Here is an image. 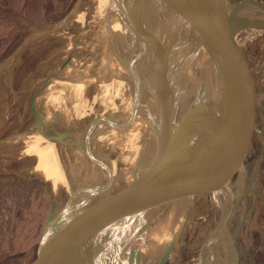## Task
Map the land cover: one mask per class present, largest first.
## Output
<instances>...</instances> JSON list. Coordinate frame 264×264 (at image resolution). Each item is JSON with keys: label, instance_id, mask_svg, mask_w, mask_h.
<instances>
[{"label": "water", "instance_id": "obj_1", "mask_svg": "<svg viewBox=\"0 0 264 264\" xmlns=\"http://www.w3.org/2000/svg\"><path fill=\"white\" fill-rule=\"evenodd\" d=\"M133 2L138 52L129 50L138 78L137 86L131 83L137 90L132 116L123 122L124 129L130 125L129 134L108 161L88 153L87 161L69 177L67 190L50 198L47 214L26 238L16 264H131L137 253L136 264H176L181 232L205 206L214 175L263 126L264 108L257 111L259 106H254L252 112L248 104L242 121H232L235 92L247 90V102L253 99V74L239 65L246 43L264 34L263 5L254 0H169L157 26L167 31L164 46L147 20L153 1H144L146 11ZM181 121L186 122L179 131ZM119 123L111 125L119 130ZM178 143L182 162L172 176ZM90 164L101 174L79 178ZM164 164L167 176L146 193L153 172ZM136 191L145 202L136 201L141 220L126 236L124 218L117 211ZM150 227L160 241L146 261L137 248L119 250L127 239L123 237L141 238ZM106 235L115 253L104 261L96 256Z\"/></svg>", "mask_w": 264, "mask_h": 264}, {"label": "rangeland", "instance_id": "obj_2", "mask_svg": "<svg viewBox=\"0 0 264 264\" xmlns=\"http://www.w3.org/2000/svg\"><path fill=\"white\" fill-rule=\"evenodd\" d=\"M101 2L102 0H0V264H16L26 238L47 214L50 198L61 195L53 194L50 184L44 179L56 184L58 188H67L68 177L73 178L79 167L86 162L87 157L83 154L86 148L94 147L100 160L108 161V158H113L115 154L112 145L115 147L117 143L113 142V136L110 134L115 129L104 120L111 118V122H115L121 109L119 101H123L122 104L127 106L134 102L133 97L136 96L137 90L131 83L137 85L138 77L134 75L130 50L135 55L134 48L138 40L134 31H126V39L122 44V59L117 67L119 72L115 77L110 70L116 62L114 63V56L109 51L110 47H114L108 45L110 39L105 46L100 40H103V37L95 35L101 29V16L112 12L108 4L106 8L101 9ZM254 2L264 6V0ZM83 15V20L79 22L78 17ZM85 46V50L82 49ZM245 49L248 56L241 58L239 67L242 71L249 73V70L252 72L258 66H263L264 34L250 39ZM101 59L105 62L104 70L100 65ZM261 77V101H258V97L255 100L259 106L257 111L264 107V71ZM64 82H69L66 86L70 89L73 86V91L70 90L69 93L63 85ZM79 88L85 89L81 92ZM239 97V94L235 93L237 110L234 112L238 115L235 117L238 120L235 121H242L244 115ZM86 103V112H83L81 117L74 118L73 114ZM117 107L119 112L115 113ZM103 123L106 124L107 131L105 134L103 131L94 139V136L100 133ZM36 135L42 138L46 136V139L50 140H54L52 137L57 135H63L61 139L65 138L64 141L55 138L62 153L73 151V155L65 160L61 158L59 161L60 158L55 155L45 157L40 162L47 168L44 179L35 170L36 157L25 155L26 149L35 140L33 136ZM92 136L93 140L89 139L88 142L92 144L86 145L84 140ZM74 140H77L80 147L78 151L69 148L68 141L75 144ZM50 143L52 147L55 145L54 142L49 141ZM107 155L109 157L105 158ZM242 155L243 153L239 154L235 159L236 165H244ZM64 161H67L66 165L68 163L70 169L66 170V165L60 168ZM179 162L181 163L178 159L172 160V164L169 161L173 170L172 176L179 171ZM56 168L58 172L50 173L56 171ZM167 168L168 165L164 164V176H167ZM84 170L79 178L90 174L88 167ZM157 177L156 175L155 180ZM209 196L204 208L187 221L181 232L177 245V264L210 261L209 250L203 249V245H210V236L214 233L213 219L209 214L212 207H208L211 193ZM218 204L223 205L221 202ZM219 205L215 206L216 210L224 208ZM107 236L102 238L101 254L98 253L96 259L102 257V260L107 261L115 253ZM142 239L144 250L137 249L144 262L150 257V251L155 249L160 239L154 233L153 227L146 229ZM99 241L100 238L96 240ZM149 241L151 250L149 246L145 250ZM137 255L133 256L131 264H136Z\"/></svg>", "mask_w": 264, "mask_h": 264}, {"label": "crops", "instance_id": "obj_3", "mask_svg": "<svg viewBox=\"0 0 264 264\" xmlns=\"http://www.w3.org/2000/svg\"><path fill=\"white\" fill-rule=\"evenodd\" d=\"M244 52L248 56L245 48ZM263 71L256 76L258 81H254L255 100L254 94H260ZM254 99L252 104H258ZM241 151L242 166L234 163ZM210 189L208 207H212L209 214L214 233L210 236V245H203V249L209 250L210 261L196 264H264V126L214 175ZM218 205L224 208L216 210Z\"/></svg>", "mask_w": 264, "mask_h": 264}, {"label": "bare ground", "instance_id": "obj_4", "mask_svg": "<svg viewBox=\"0 0 264 264\" xmlns=\"http://www.w3.org/2000/svg\"><path fill=\"white\" fill-rule=\"evenodd\" d=\"M134 0H102V2H101V9H102V7H104V8H106V5L108 4V8H112V12H107V13H105L103 16H101V18L102 19H100L101 20V24H99L100 25V27H101V29L95 34V35H98L100 38L101 37H103V40L102 39H100L101 41H103L102 43L106 46L107 45V40L108 39H110V42H108V45H113V47L114 48H111L110 47V52H112V54H113V56H114V59H113V61H114V63L116 64L115 66H114V68H115V70H114V68H112L111 70H110V72L111 73H114V76L116 77L117 76V74H118V72H119V70L117 69V67L119 66V62H120V60L122 59V44L125 42V39H126V31L127 32H131V31H134V33H135V36L137 37V35H136V31H138L139 30V28H138V22H136V24L134 25V23L132 22V20H131V18L133 17V15H134V13H135V15H136V11L137 10H135V12L133 11V7L135 6L134 5V2H133ZM144 1L145 0H143V2L140 4V1L139 0H137V4H136V6H139V9L140 10H142L141 9V7H144V10L146 11L147 10V8L145 7V4H144ZM147 1H149V0H147ZM153 2L151 3V5H149V8H148V11H149V13H150V17H149V19H147L148 20V24H149V26H150V24L152 25V26H154V27H156V31L160 34V37H161V41L163 42V44H164V46H166V42H167V40H166V38L164 37V36H167L166 35V29H163L162 31L160 30V29H162V26H160V27H157L158 25H159V23H160V13H162V11L166 8V6H168V4H169V0H152ZM263 3V2H262ZM139 4V5H138ZM146 4H147V2H146ZM107 8V9H108ZM139 9H138V13H139ZM97 10V9H96ZM133 12V13H132ZM88 13V12H87ZM93 14V13H92ZM133 14V15H132ZM85 15H86V13H85ZM85 15H83V16H80V17H78V20H79V22H81L82 20H83V17L85 16ZM88 15V14H87ZM132 15V16H131ZM146 17V16H145ZM182 16L180 15V16H178V19L179 18H181ZM87 18V17H86ZM147 18V17H146ZM133 19V18H132ZM95 20V19H94ZM149 20H150V22H149ZM91 21V20H90ZM89 21V22H90ZM96 21V20H95ZM184 22H185V20H184ZM84 24V23H83ZM86 24V23H85ZM82 25V24H81ZM87 25V24H86ZM136 25H137V27H136ZM84 26V25H83ZM135 26V27H134ZM83 28H85V27H83ZM81 29V28H80ZM159 29V30H158ZM81 32V31H80ZM100 32V33H99ZM121 33H122V35H121ZM84 34V33H83ZM79 35V34H78ZM80 35H82V32H81V34ZM89 35V34H88ZM94 35V34H93ZM129 36H131V35H129ZM133 36V35H132ZM163 37V38H162ZM84 38V37H83ZM82 38V39H83ZM201 38H202V36H201ZM200 38V39H201ZM89 39V38H88ZM81 40V39H80ZM99 40V41H100ZM84 41H86V40H84ZM89 41V40H88ZM98 41V42H99ZM74 43H76V42H74ZM138 43V41L136 42V44ZM85 44V43H84ZM74 45V44H73ZM90 46H92V45H90ZM94 47V46H93ZM99 47V46H98ZM79 48V47H78ZM84 48H86V46L85 47H83L82 49H84ZM81 49V50H82ZM85 50V49H84ZM134 52H138L137 51V46L134 48ZM83 53V52H82ZM151 56H152V54H151ZM80 57V56H79ZM245 58V57H244ZM264 59V58H263ZM88 61H90V60H88ZM109 62V61H108ZM105 63V62H104ZM103 62H102V59H101V62H100V65L102 66L101 68H102V70H104L103 69V67H104V64ZM241 63V62H240ZM89 64V63H88ZM110 64V63H109ZM121 64V63H120ZM107 65V64H106ZM242 66V65H241ZM250 66V65H249ZM108 68V67H107ZM263 71L264 70V63H263V66H258L256 69H254V70H252V72H253V75H254V78H253V76H252V79H253V83H254V81H255V79H256V76H258V74L260 73V71ZM133 71V70H132ZM246 71V70H245ZM99 72H101L102 73V71H99ZM131 72V71H130ZM105 73H106V71H105ZM134 75H135V72H134ZM111 76H112V74H111ZM105 77V76H104ZM103 77V78H104ZM107 77V76H106ZM108 79V78H107ZM131 80H132V78H131ZM62 81V80H61ZM73 82V81H72ZM62 83V82H61ZM69 83V82H68ZM68 83L67 82H64L63 83V85H68ZM84 83H86V82H84ZM106 84V83H105ZM137 86V85H136ZM72 87L73 86H71V89L69 88V87H67L66 86V89H68V92L70 91V90H72ZM98 86L96 85V88H97ZM101 87H99V89H100ZM62 89V88H61ZM83 89H85V88H83ZM83 89H78L79 91H83ZM256 89V88H255ZM73 91V90H72ZM246 91L247 90H244V89H241V90H239V100H240V102H242V108H243V111L242 112H246V110H247V104H248V106H249V108H250V110L253 112L254 111V106L255 107H258L255 103L254 104H252V102L250 101V102H247V100H248V94L246 93ZM256 92H257V90H256ZM70 93V92H69ZM237 93V92H236ZM260 95V94H259ZM259 95H258V92H257V94H254V96H256V97H259ZM251 96H252V94H251ZM261 96V95H260ZM134 99H135V96L133 97ZM252 98V97H251ZM253 99H254V97H253ZM253 99H251L252 101H253ZM255 100V99H254ZM261 101V100H260ZM239 102V103H240ZM123 103V101H119V105H121V109H120V112H119V107H117L116 108V110H117V112L115 111V113H118V118L115 120L116 122H120L119 123V126H118V128H119V130H113V131H111L110 132V134L113 136L112 137V139H113V142L114 143H117L116 145H115V147H114V144L112 145V149L113 150H115V153L118 151V145H119V141H120V143H121V138L124 136V140H126V138H127V135L129 134V129H130V125L127 127V128H123V122L124 121H129V118H131V116H132V108H133V104H134V102H133V104L131 103H129L130 104V106H127V104L126 105H123L122 104ZM238 103V104H239ZM87 106V103L85 104V106H83L79 111H76V113H74L73 115H74V118H79V117H81L80 115L84 112H86V110H85V107ZM124 106V108H122ZM68 108V107H67ZM92 108V107H91ZM90 108V109H91ZM89 109V110H90ZM239 109V108H238ZM234 111H236L235 110V107H234V109H233ZM236 113V112H235ZM235 113H234V119H235ZM72 115V116H73ZM128 117V118H127ZM121 118V119H120ZM232 120V121H235V120ZM118 120V121H117ZM193 120H194V118H193ZM192 120V121H193ZM112 121V119L111 118H106V120H104V122L105 123H107V125H111L110 123H112L111 122ZM184 122H186V121H181V126L179 127L180 128V130L179 131H181V129H183L182 127H183V124H184ZM198 122V121H197ZM128 123V122H127ZM44 125V124H43ZM106 126V124H104L103 123V126H102V129H101V131H100V133H98V134H96V136H94L95 138L94 139H96L97 137H98V135H100V134H102L103 133V131H104V133L103 134H105V132L107 131V127H105ZM263 126H264V121H263ZM262 126V127H263ZM261 127V128H262ZM108 128H110V127H108ZM70 132V131H69ZM97 133V132H96ZM124 133V134H123ZM63 135H57L56 137H52V139L54 138V140H50V139H46V136H44L43 138L41 137V136H39V135H36V136H33L34 137V142L32 143V145L28 148V149H26V151H25V155H32V156H35L36 157V165H35V170L36 171H38V174H40L42 177L44 176V174L46 173V171H47V168H46V165H42L40 162L42 161V160H44V158L46 157H50V156H53V155H55L56 156V158H60L59 159V161L61 160V158L63 159V160H65L66 159V157H71V155H73V151H72V153H71V151L69 152L68 151V153H62V150L59 148V145L60 144H58L56 141L57 140H59V138H60V140L61 141H64V139L65 138H63V139H61V137H62ZM177 136H180V133L177 135ZM182 136H180V138H181ZM55 138H57V140H55ZM93 138V136L91 137V138H87V140L85 139L84 141H86V145H91L92 143H88L89 142V139H92ZM119 138V139H118ZM177 138V137H176ZM68 140V139H67ZM93 140V139H92ZM178 140V139H177ZM49 141H51V142H54L55 143V145L52 147V145H51V143L49 144ZM75 141V144H73V141H71V142H69L68 141V143H69V148H73V149H79L78 147V142H77V140H74ZM54 143H52V144H54ZM181 143V142H180ZM67 147V146H66ZM78 151V150H77ZM89 152H91V153H94L95 154V149H94V147L93 148H86V151H85V153H83L84 154V156H88V153ZM176 154L178 155V156H174V158H175V160H179V161H181L182 162V148L180 147V144L178 143V151H176ZM115 155V154H114ZM55 156H53V157H55ZM97 157V156H96ZM106 157H109L108 155L107 156H105V158ZM114 157V156H113ZM167 159V158H166ZM86 161H87V158H86ZM67 162V161H66ZM66 162L64 161L62 164H60V168H61V166L62 165H66ZM69 162V161H68ZM69 164H70V166H71V164H72V162H71V160H70V162H69ZM187 164V163H186ZM193 164H194V159L193 158H191V160H189V162H188V166L192 169V166H193ZM77 165V164H76ZM92 166V164H90L89 165V170H88V172L90 173L91 172V176L93 177V176H95V177H97L99 174H101V172H100V170H96L95 168H92L91 167ZM64 167V166H63ZM77 167H78V165H77ZM60 168H59V170H60ZM64 168H67L66 170H68V169H70V167H68V163H67V165L64 167ZM63 168V169H64ZM57 169V168H56ZM62 169V168H61ZM42 171H45L44 173L42 172ZM64 171V170H63ZM189 171V170H188ZM54 172H58V169L55 171V170H53V171H50V173H54ZM70 172V171H69ZM164 169H163V165L161 166H158L157 167V169L153 172V174H152V179H151V181L149 182V184H146V186H145V188L147 189L149 186H150V188H149V190H147L146 191V193H149L148 191H150L151 190V187L152 186H154V185H157L156 186V188L157 187H159V184H161V182H162V179H163V174H164ZM49 173V174H50ZM158 176L157 177V179L155 180V176ZM69 178V177H68ZM43 179H44V177H43ZM46 182H48L49 184H50V188H51V191H52V193L53 194H60L61 193V191L62 190H67V188L65 187V188H63V186L62 187H60V188H58V186L56 185V184H53V183H51V182H49V181H47L46 179H44ZM68 183H69V181H68ZM148 185V186H147ZM141 188V187H140ZM152 189H153V187H152ZM139 193H140V191H139ZM137 191L131 196V197H129L121 206H120V208L118 209V211L117 212H119V215L122 217V218H124V220H123V222L124 223H122L121 225H125L124 227L125 228H127V235L126 236H130L131 235V233L133 232V230H135V228H136V223H138L139 221L138 220H141V218H140V216H141V211L139 210L138 212L136 211V208L137 207H140V205L139 204H136L137 202L136 201H140V202H142V199H140L141 197H139L138 196V194H139ZM145 195V194H144ZM138 198V199H137ZM145 202V200L142 202V203H144ZM141 203V204H142ZM134 205H135V207H134ZM135 209V214L132 216L131 215V212L133 211ZM140 218V219H139ZM132 231V232H131ZM123 237V240H125L126 238V240L125 241H123L122 242V247L121 248H119V250L120 249H122V248H124L125 249V246L127 247H132L133 249L135 248H138L139 250H140V248L141 249H143L144 248V243H143V235H141V238L139 237L138 238V236L137 237H135V235H132L131 237ZM100 237V236H99ZM126 241H128L127 243H126ZM150 242V243H149ZM147 244H146V248H145V250H147V246H149L150 244H151V241H149ZM150 247H152V245L151 246H149V248ZM138 249H137V252H139L138 251ZM144 250V249H143ZM150 250H151V248H150ZM154 251V249H152L151 251H150V256H152V254L155 252H153ZM149 257V256H148Z\"/></svg>", "mask_w": 264, "mask_h": 264}]
</instances>
